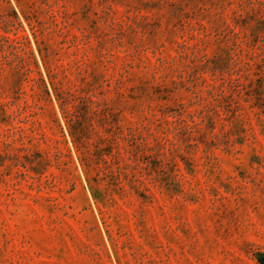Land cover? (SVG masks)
Here are the masks:
<instances>
[{
    "label": "rangeland",
    "instance_id": "obj_1",
    "mask_svg": "<svg viewBox=\"0 0 264 264\" xmlns=\"http://www.w3.org/2000/svg\"><path fill=\"white\" fill-rule=\"evenodd\" d=\"M0 264H264V0H0Z\"/></svg>",
    "mask_w": 264,
    "mask_h": 264
}]
</instances>
